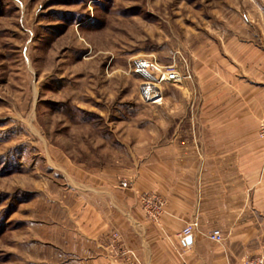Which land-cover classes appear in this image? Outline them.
<instances>
[{
  "label": "rangeland",
  "instance_id": "rangeland-1",
  "mask_svg": "<svg viewBox=\"0 0 264 264\" xmlns=\"http://www.w3.org/2000/svg\"><path fill=\"white\" fill-rule=\"evenodd\" d=\"M255 46L264 0H0V264H79L60 246L86 175L235 192L239 147H264ZM138 57L185 75L160 104L140 98Z\"/></svg>",
  "mask_w": 264,
  "mask_h": 264
},
{
  "label": "crops",
  "instance_id": "crops-1",
  "mask_svg": "<svg viewBox=\"0 0 264 264\" xmlns=\"http://www.w3.org/2000/svg\"><path fill=\"white\" fill-rule=\"evenodd\" d=\"M255 47L251 64L264 80V49ZM251 98L258 112H264V97ZM238 152L239 186L235 192L227 186L219 195L207 186L215 178L204 175L181 176L175 182L160 173L157 178L140 176L132 188L86 175L78 191L67 195L70 226L60 246L63 257L79 264H107L120 248L137 253L143 264H245L255 255L264 256V147L244 144ZM221 180L230 184L228 177ZM142 194L164 201L157 219L142 204ZM194 219L199 228L186 252L177 235ZM214 229L224 234L222 242L208 237ZM114 233L119 235L115 241Z\"/></svg>",
  "mask_w": 264,
  "mask_h": 264
},
{
  "label": "built area",
  "instance_id": "built-area-1",
  "mask_svg": "<svg viewBox=\"0 0 264 264\" xmlns=\"http://www.w3.org/2000/svg\"><path fill=\"white\" fill-rule=\"evenodd\" d=\"M130 66L134 74L139 75L142 79L140 86V98L146 103H162L164 98L162 97L163 85L168 83H180L185 78V75L182 74L176 64H160L159 62L147 57H138L133 59ZM258 136L264 140V118L260 123ZM140 199L152 218L157 219L163 212L164 201H162L158 195L142 194ZM198 228L199 221L198 219H194L193 221L187 223L178 233V241L186 252L192 247V241L188 242V239L193 237ZM208 237L215 242H222L224 240V234L219 229H214L209 233ZM118 238V233H114L113 241ZM107 264H143V261L140 256L131 249L120 248L117 251H113ZM245 264H264V256L249 259Z\"/></svg>",
  "mask_w": 264,
  "mask_h": 264
},
{
  "label": "water",
  "instance_id": "water-1",
  "mask_svg": "<svg viewBox=\"0 0 264 264\" xmlns=\"http://www.w3.org/2000/svg\"><path fill=\"white\" fill-rule=\"evenodd\" d=\"M191 241H192V238H189V239H188V242H191Z\"/></svg>",
  "mask_w": 264,
  "mask_h": 264
}]
</instances>
